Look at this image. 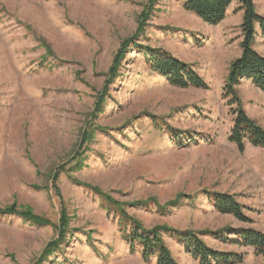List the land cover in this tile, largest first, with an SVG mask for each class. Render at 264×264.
<instances>
[{"label": "rangeland", "instance_id": "obj_1", "mask_svg": "<svg viewBox=\"0 0 264 264\" xmlns=\"http://www.w3.org/2000/svg\"><path fill=\"white\" fill-rule=\"evenodd\" d=\"M252 1L264 17V0ZM242 13L233 0L224 20L209 26L185 12L182 0H0V208H29L52 223L0 216V264H34L56 238L63 210L69 233L42 264H155L130 252L121 236L129 226L74 180L123 204L145 229L264 232V150L246 143L239 154L227 141L233 117L222 96L241 54ZM135 37L139 46L126 48L94 115L117 50ZM146 48L189 65L207 89L170 85L149 69ZM252 48L264 58L259 24ZM237 92L264 129V93L248 81ZM204 192L235 195L251 223L215 212ZM178 195L190 199L163 208ZM147 200L161 207L131 206ZM202 240L242 255L241 264H264L249 248ZM164 241L178 264H197L175 240Z\"/></svg>", "mask_w": 264, "mask_h": 264}, {"label": "trees", "instance_id": "obj_2", "mask_svg": "<svg viewBox=\"0 0 264 264\" xmlns=\"http://www.w3.org/2000/svg\"><path fill=\"white\" fill-rule=\"evenodd\" d=\"M232 1L182 0V8L185 12L199 18L203 23L209 26H216L224 20ZM237 2L239 9L243 12L242 23L240 25L242 35V41L240 43L241 54L239 58L230 64L222 96L226 100V105L233 117L232 127L229 131L227 141L235 146L239 154H243L246 143L250 144L253 148L264 150V129L246 114L237 92V87L243 81H248L256 89L264 93V58L252 48L255 24H259L260 34L264 38V17L257 14L252 0H237ZM136 38L124 41L117 50L109 73L106 75L103 92L96 99L94 115L101 114L103 110L109 88L118 77L119 68L125 58L124 52L126 48L130 44L133 47L139 46L135 43ZM144 52L147 57L149 69L164 77L170 85L179 88L207 89V85L203 79L189 65L163 54L160 50L154 51L146 48ZM46 55L44 56L45 58L51 56L48 48H46ZM88 139L89 136L85 138V142ZM209 141L211 139L206 140V142ZM85 142L82 141L80 144L79 149H81V152H78L77 157L82 155V148ZM79 159L76 161L77 168H80L82 164ZM58 174L59 172L57 171L53 172L52 179L54 181H56ZM74 182L82 188L101 196L115 213L118 214V221L121 226H129L127 230L125 227L123 228L121 236L128 245L130 252H137L144 263H149L151 260H154L155 264H178L170 249L166 246L164 241L165 237L175 240L182 248L184 254L197 264H241L243 262L242 255L216 251L210 248L202 240L206 236L213 237L222 244L249 248L255 257L264 260V232L252 228L225 229L220 231V233L210 231L195 232L191 230L180 231L168 226H156L151 229H145L140 222L125 213L123 204L115 201L97 187L82 183L78 180H74ZM55 192L59 197L57 189ZM202 194L211 203L215 212L222 215H229L244 224L251 223L250 219L244 214L245 207L237 202L235 195L211 194L208 192ZM181 198L184 200L190 199V197H186L185 195H178L176 200L163 205V208L164 206L168 208L178 206L181 203ZM149 205L157 208L161 207L153 200L135 202L131 206L147 207ZM0 216H15L36 227L52 225L49 219L34 215L29 208H17L15 205L0 208ZM59 219L56 238L46 245L34 264H42L45 262L64 243L65 237L69 233L68 220H70L65 210H63ZM225 234H230L232 237L229 238Z\"/></svg>", "mask_w": 264, "mask_h": 264}, {"label": "crops", "instance_id": "obj_3", "mask_svg": "<svg viewBox=\"0 0 264 264\" xmlns=\"http://www.w3.org/2000/svg\"><path fill=\"white\" fill-rule=\"evenodd\" d=\"M248 144V143H247Z\"/></svg>", "mask_w": 264, "mask_h": 264}]
</instances>
